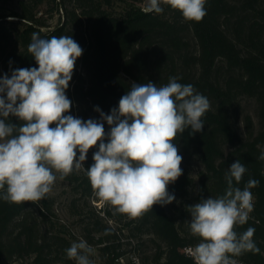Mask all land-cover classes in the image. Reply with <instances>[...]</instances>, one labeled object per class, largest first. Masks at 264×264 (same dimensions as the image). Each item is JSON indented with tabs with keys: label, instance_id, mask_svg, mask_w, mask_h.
Masks as SVG:
<instances>
[{
	"label": "trees",
	"instance_id": "trees-1",
	"mask_svg": "<svg viewBox=\"0 0 264 264\" xmlns=\"http://www.w3.org/2000/svg\"><path fill=\"white\" fill-rule=\"evenodd\" d=\"M116 1L19 0V10L0 13L3 76L10 78L19 68L38 67L28 52L33 33L43 39L72 36L83 49L66 90L72 101L67 114L85 121L99 120L94 108L98 106L110 114L132 82H152L159 87L173 76L179 83L193 85L210 101V110L202 117L203 130L190 135L191 129H186L174 141L186 166L183 174L168 185L169 193L176 198L167 204L170 208L154 205L142 216L120 222L118 228L93 211L88 216L93 217L89 222L92 227H86L88 241L101 244L103 264H119L116 258L128 245L121 240L120 229L127 227L137 239L152 234L157 251L149 264H194L183 252L186 244L200 242L190 231L189 206L201 198L223 195L227 187L225 174L239 160L247 171L238 185L233 181L234 186L243 189L249 179L258 180L259 185L251 189L252 218L235 230L239 234L254 227L253 239L260 248L259 254L248 252L239 258L264 264V161L258 159L264 152V0H206L207 14L200 22L186 21L179 11L163 3L160 14L146 13L143 6L133 2H128V8L120 13ZM50 2L60 13L55 24L39 15L46 12ZM241 96L256 100L258 130L250 113L242 117L244 132L236 125L234 110ZM9 120L21 123L16 117L10 116ZM104 127L107 133L110 128L106 122ZM95 150L98 145L88 154ZM193 161L200 163L198 181L190 172ZM93 162L88 159L85 170L72 175L85 196L94 192L86 175ZM53 208L50 194L36 203L0 200V264L25 256L32 258L31 264H54L58 257L67 264H76L66 254L71 241L42 229L41 218L50 220ZM104 213L113 215L107 207ZM117 215L120 220L128 217ZM92 232L100 234L95 237Z\"/></svg>",
	"mask_w": 264,
	"mask_h": 264
},
{
	"label": "clouds",
	"instance_id": "clouds-1",
	"mask_svg": "<svg viewBox=\"0 0 264 264\" xmlns=\"http://www.w3.org/2000/svg\"><path fill=\"white\" fill-rule=\"evenodd\" d=\"M161 3L190 22H200L207 14L206 0H148L143 11L160 14ZM28 52L38 67L19 68L10 78L0 77V200L39 202L52 191L54 173L63 180L81 170L89 150L98 145L86 175L101 201L130 218L142 216L154 205L171 204L176 198L168 185L183 174V157L174 141L186 129H191L190 135L203 130L208 98L174 76L159 87L132 82L110 114L97 106L100 119L85 121L67 114L72 101L66 90L83 54L81 46L72 36L43 39L33 33ZM10 116L21 123H11ZM104 122L110 128L107 133ZM258 159L264 161V152ZM246 171L236 160L225 174L223 195L201 198L189 206L191 234L200 238L188 249L194 264H238L234 257L260 253L254 227L239 234L235 230L252 218L251 189L259 185L249 179L243 189L234 186L233 181L238 185ZM92 253L83 239L66 249L76 264H92Z\"/></svg>",
	"mask_w": 264,
	"mask_h": 264
},
{
	"label": "rangeland",
	"instance_id": "rangeland-1",
	"mask_svg": "<svg viewBox=\"0 0 264 264\" xmlns=\"http://www.w3.org/2000/svg\"><path fill=\"white\" fill-rule=\"evenodd\" d=\"M130 3H137L143 7L147 6L148 0H117L115 7L117 11L120 13L124 12L128 7L127 4ZM19 10V0H0V13L9 14L12 10ZM46 9V7H45ZM54 9V3L50 2L47 5V9L44 10L46 12L43 13L41 11L39 15H42L46 18L49 24H55L60 19V13L58 10ZM17 18L16 16H9ZM196 46V45H195ZM193 46L195 49L196 47ZM0 77H3V70L0 68ZM221 80L223 79L220 78ZM256 107L257 103L253 97L249 96H241L239 102L234 110V118L236 120V125L238 128L244 132V126L242 117L245 113H250L255 122V129H259V119L256 114ZM98 151V150H95ZM87 155V159H92L93 153ZM85 161V162H86ZM85 162H83L84 168L79 171H73L78 173L85 170ZM184 162L182 161L181 167L182 169L185 167ZM189 168L191 169V175L198 181V170L200 169V163L198 161L191 162ZM72 174L68 175L65 179H59V173H54L57 176V180L53 185L52 191L49 193L50 196L54 200V214L49 219L44 220L42 219V229L52 231L54 234H62L66 238L73 242H79L81 239L87 242L89 246L93 248V253L89 256L90 261L92 264H103V257L100 251L101 244L96 242H89L87 233V226L92 227V224L89 225V222H92V218L90 219L88 216L91 212L95 211L101 217L104 218L105 222L108 225H111L115 228L119 227V223L129 219L128 216L126 219L120 220L117 216V212L115 209L108 203L105 202H94L93 195L85 196L82 191L81 187H76V181L72 179ZM197 193V189H193L192 195L194 196ZM177 202H180L178 200ZM102 207V208H101ZM107 207L111 210L112 216H107L104 213V208ZM169 209L170 206L167 205ZM170 211V210H169ZM120 232L127 237H134L137 239L135 235L131 234V229L127 227H123L120 229ZM97 237L100 233L94 234ZM152 234H143L142 237H138L141 242V254L146 264H149L153 260V255L157 251L156 242L154 238H151ZM56 247V246H55ZM32 258L30 256H25L23 258H13L9 264H31ZM75 261V260H73ZM76 262V261H75ZM54 264H67L63 257H58Z\"/></svg>",
	"mask_w": 264,
	"mask_h": 264
},
{
	"label": "built area",
	"instance_id": "built-area-1",
	"mask_svg": "<svg viewBox=\"0 0 264 264\" xmlns=\"http://www.w3.org/2000/svg\"><path fill=\"white\" fill-rule=\"evenodd\" d=\"M143 8H145V7H143ZM93 200H94V202H99V203L101 201L95 195L94 192H93ZM120 236H121V240L123 242L128 243V245L126 246V248H124L125 251L116 258L117 262L119 264H146L144 262L142 254H141L140 245L138 243L139 240L135 239L134 237H127L124 234H122L121 232H120ZM198 243L199 242L186 244L183 247L184 254L186 256L190 257V255L188 254V249L196 246ZM234 258L238 261V264H253V263L248 262L247 260H244V259L239 258V257H234Z\"/></svg>",
	"mask_w": 264,
	"mask_h": 264
}]
</instances>
